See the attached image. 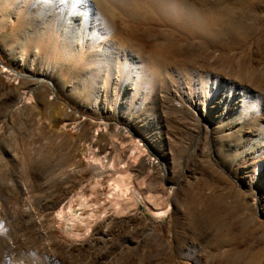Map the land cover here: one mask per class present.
<instances>
[{"label":"rangeland","instance_id":"obj_1","mask_svg":"<svg viewBox=\"0 0 264 264\" xmlns=\"http://www.w3.org/2000/svg\"><path fill=\"white\" fill-rule=\"evenodd\" d=\"M14 6L0 0V264H264V7L230 48L163 51L114 17L111 65Z\"/></svg>","mask_w":264,"mask_h":264},{"label":"bare ground","instance_id":"obj_2","mask_svg":"<svg viewBox=\"0 0 264 264\" xmlns=\"http://www.w3.org/2000/svg\"><path fill=\"white\" fill-rule=\"evenodd\" d=\"M19 4L25 7L23 18L29 23L51 28L62 38H70L77 47H92L97 60L114 65L122 56L113 45L112 36L108 35L114 17L142 25L145 32L161 36L163 41L158 46L163 51H179L197 40L208 47L214 46L223 44L227 38V48L231 45L242 47L248 36L257 32L248 22L256 21V12L259 7H264V0H16L14 10L17 12L21 11ZM151 24L154 27H150ZM122 32L123 39L133 34ZM1 70L6 71L3 67ZM94 161L101 164L97 157ZM112 191L114 195L116 191L121 193L119 198L116 197L120 202L130 190L117 181ZM133 198H137L136 193ZM79 206L85 208L86 204L79 201ZM91 213L87 221L100 219L104 211L92 210ZM153 214L160 219L165 212ZM77 220L78 217L70 218L73 224Z\"/></svg>","mask_w":264,"mask_h":264}]
</instances>
